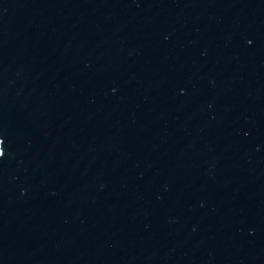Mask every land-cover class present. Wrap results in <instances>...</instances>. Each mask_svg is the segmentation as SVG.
Listing matches in <instances>:
<instances>
[{
    "label": "water",
    "instance_id": "obj_1",
    "mask_svg": "<svg viewBox=\"0 0 264 264\" xmlns=\"http://www.w3.org/2000/svg\"><path fill=\"white\" fill-rule=\"evenodd\" d=\"M0 264H264V0H0Z\"/></svg>",
    "mask_w": 264,
    "mask_h": 264
}]
</instances>
